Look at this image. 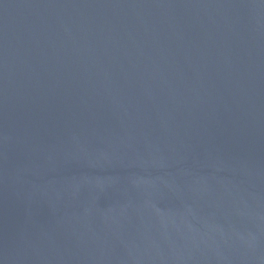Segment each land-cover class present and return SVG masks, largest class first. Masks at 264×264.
Segmentation results:
<instances>
[{"label": "water", "instance_id": "95a60500", "mask_svg": "<svg viewBox=\"0 0 264 264\" xmlns=\"http://www.w3.org/2000/svg\"><path fill=\"white\" fill-rule=\"evenodd\" d=\"M0 264H264V0H0Z\"/></svg>", "mask_w": 264, "mask_h": 264}]
</instances>
